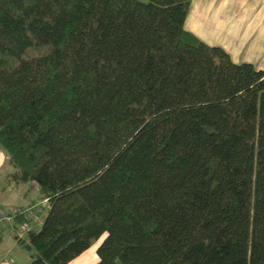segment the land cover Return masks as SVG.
<instances>
[{"label":"trees","instance_id":"1","mask_svg":"<svg viewBox=\"0 0 264 264\" xmlns=\"http://www.w3.org/2000/svg\"><path fill=\"white\" fill-rule=\"evenodd\" d=\"M191 1L0 0V150L49 198L29 264H264V69Z\"/></svg>","mask_w":264,"mask_h":264},{"label":"crops","instance_id":"2","mask_svg":"<svg viewBox=\"0 0 264 264\" xmlns=\"http://www.w3.org/2000/svg\"><path fill=\"white\" fill-rule=\"evenodd\" d=\"M185 28L205 43L225 49L234 62H250L257 68L264 69V0H192ZM5 160V153L0 150V212L13 206L28 205L42 196L34 183L31 185L32 193L25 190L19 201L13 195L16 193L13 190H19L27 184L9 180L8 175L12 169L5 164ZM8 196H15L16 204L7 200ZM16 236L14 227L0 231V264L8 259L14 264L30 263L28 251ZM27 237L21 239L27 240ZM86 252L87 250L69 264ZM92 259L95 263L98 261L97 249ZM83 262L86 263L85 260Z\"/></svg>","mask_w":264,"mask_h":264},{"label":"built area","instance_id":"3","mask_svg":"<svg viewBox=\"0 0 264 264\" xmlns=\"http://www.w3.org/2000/svg\"><path fill=\"white\" fill-rule=\"evenodd\" d=\"M48 206L49 198L41 197L28 205L13 206L8 210L1 211L0 231L7 227H14L16 228V235L18 238L27 236L29 232L40 228V216L48 208ZM17 217H24V221L18 227L16 226ZM4 264H14V262L8 259L4 262Z\"/></svg>","mask_w":264,"mask_h":264},{"label":"rangeland","instance_id":"4","mask_svg":"<svg viewBox=\"0 0 264 264\" xmlns=\"http://www.w3.org/2000/svg\"><path fill=\"white\" fill-rule=\"evenodd\" d=\"M144 1H148V0H144ZM35 182H31L29 185H25L23 186L21 189L19 190H13V192L15 191L16 193L13 195L17 196L18 199L19 197L23 194V192L25 190L28 191V193H32L33 189L31 188V185L34 184ZM12 191V190H11ZM33 195V194H32ZM15 196H8L9 198L7 200H11V202H13V204H16L15 202L17 201V198ZM42 197V196H41ZM41 197H38L36 200L40 199ZM20 201V199H19ZM23 201V200H21ZM39 225H41L42 221H43V217L40 216L39 219ZM13 240V237H12ZM100 240H93L91 243V246L87 249V252L85 253V255H83L82 257H80L79 259H76V261H74L72 264H94V260L92 259V255L94 254V252L96 251L98 245H99ZM86 261V263H84L83 261Z\"/></svg>","mask_w":264,"mask_h":264}]
</instances>
